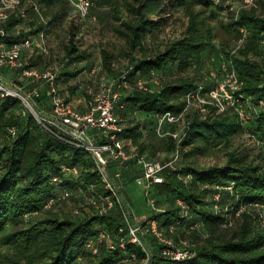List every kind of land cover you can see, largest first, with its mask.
Wrapping results in <instances>:
<instances>
[{
    "label": "trees",
    "instance_id": "1",
    "mask_svg": "<svg viewBox=\"0 0 264 264\" xmlns=\"http://www.w3.org/2000/svg\"><path fill=\"white\" fill-rule=\"evenodd\" d=\"M224 1L92 0L91 13L106 4L115 11L114 18L121 20L117 32L126 41L130 60L124 69L114 73L111 53L102 50L100 71H92L95 64L90 69L100 76L98 86L82 85L80 80L71 82L85 66L75 68L90 55L77 48L73 29L66 46L67 57L62 62L41 67L39 64L47 54L29 55L24 51V56L41 71L58 67L55 84L66 102L71 101L64 93L65 84L72 92L82 88L91 101L92 91L97 92L102 83L125 73L128 85L115 88L119 93L115 114L123 125L121 138L127 147L147 158H150L148 150L154 153L156 147L143 142L145 131L159 136L160 116L185 111L187 127L179 144L168 133L179 131L180 125L165 122L162 126L168 132L159 136L166 140L163 150L173 153L179 148L180 158L173 168L163 172L164 181L150 189L151 197L163 211L149 208L152 214L147 220L157 219L163 235L174 242L171 248L185 247L182 241H187L191 256L183 261L165 257L162 251L167 245L151 232L141 234V238L145 241H148L146 236L152 238L156 246L152 252L129 241L127 230L119 231L125 226V208L121 201L105 213L87 202L109 193L90 152L79 147L70 136L61 134L55 126L40 123L20 99L0 96V264H140L143 261L148 264H264V164L239 150L228 151L224 164L199 166L196 160L245 131L264 143V46L261 44L264 0H258L256 7H242L238 13L227 10L230 6H223ZM35 2L39 11L30 5L25 16L16 13L10 16L4 42H20L42 30L49 39L47 10L58 9L52 13L55 18L67 15L72 8L66 0ZM124 6L131 14L129 19H123L118 10ZM165 6L184 8L188 23L179 37L153 48L146 43L149 31L159 24L152 16L160 15ZM198 6L212 8L216 14L226 11L220 24L225 27L228 38H234L231 47L216 41L214 26ZM22 24L24 27L18 29ZM242 29L247 31V36L239 45ZM229 61L239 79L237 92L248 98L249 103L244 106L249 119L241 118L235 107L219 111L214 105L205 104V111L198 107L185 110L187 93L201 87L204 95L213 89L223 78L222 67ZM72 63L74 69L68 70ZM140 82L147 88L140 87ZM42 101L50 103L46 90L38 98V102ZM139 111L148 117L150 125L131 120ZM12 128L15 134L10 131ZM182 159L193 163L179 167ZM131 162L138 165L136 158L129 165ZM64 166H77L79 174L63 172ZM65 189L70 191V196L63 199L61 193ZM53 196L55 202L45 206ZM71 199L76 201L71 215L62 216L54 211ZM160 199L171 201L174 206L166 207ZM178 199L188 205L187 216H182ZM175 221L180 223L171 229ZM101 231L107 236L100 238ZM122 237L125 248L119 245ZM91 240L96 251L87 246Z\"/></svg>",
    "mask_w": 264,
    "mask_h": 264
},
{
    "label": "built area",
    "instance_id": "2",
    "mask_svg": "<svg viewBox=\"0 0 264 264\" xmlns=\"http://www.w3.org/2000/svg\"><path fill=\"white\" fill-rule=\"evenodd\" d=\"M69 5L82 16H86L91 8L92 0H66ZM218 1V0H217ZM239 4L236 5L235 11H238L242 7L250 8L256 7L258 0H238ZM33 5L34 8L39 11L38 5L35 0H0V96L1 97H15L20 99L26 108L34 116L37 117L40 123L45 126L51 125L58 128L61 134L68 135L72 141L79 147L89 151L93 157L95 164L100 171L104 186L109 192L106 196H100L99 198L89 199L88 204L97 208L100 213H105L112 207H115L116 203H120V199L117 192V186L115 182L108 176L107 168L113 164L117 168L125 169L129 162L136 158L137 164L140 167V175L136 177V181L140 185H144L147 190V204L152 211L160 212L162 208L156 205L155 199L151 197L150 189L155 185L164 181L163 172L168 168H173L180 158V151L177 148L168 158L163 159H151L147 158L144 154H137L134 149L127 147L126 142L121 138L123 132V125L120 122L119 117L115 114V103L119 99V93L115 91L116 87L127 86L126 74H121L118 78L113 79L109 83H102L97 92H93V99L86 112L79 110L71 102H66L64 98L59 94L55 80L57 77L58 67H50L46 70H39L36 66H33L29 57L24 56V51H28V54H34L37 52L48 53L47 48V34L44 30L38 33L35 37L29 36L23 41L7 44L4 42V38L8 32L6 30L7 22L10 16L14 13L21 16L26 15V7ZM41 19L45 20L42 14ZM243 37L239 40V45L243 43L244 38L247 36V31L242 29ZM261 44L264 46V37L261 40ZM100 65H95L93 72L100 71ZM224 72L223 78H221L213 89L206 94L202 95V88L191 90L186 95V108L188 110L193 107L201 108L205 111L204 105H214L219 111L226 110L227 107H235L237 113L241 118L248 120L249 113L245 111L244 104H248V98L237 90L240 88L237 72L231 65V61L224 64L222 67ZM213 77H216V73H212ZM20 81L25 83L24 86L15 87L16 83L12 81ZM140 87L147 88L143 82L139 83ZM28 89V93H24L21 89ZM46 90V94L49 97V102L52 110V116L50 118L41 117L36 113L33 105V100L38 103V98L42 95V92ZM246 103H244V102ZM184 112L175 114L172 112H166L159 118L157 127V133L163 137L167 133L162 130V126L165 122L178 123L180 130L176 132H169L168 134L175 138L180 143L182 134H184L187 127L184 122ZM49 119V120H48ZM15 134V128L10 129ZM61 135V136H63ZM179 146V145H178ZM63 172L68 174H79V168L63 167ZM115 176L120 177L121 172H117ZM54 180H58L55 178ZM70 196L69 190H64L61 193L63 199ZM219 195L216 194L215 198L218 199ZM56 198L51 197L45 206L51 205L55 202ZM81 204V203H80ZM177 204L181 209L182 216H187L188 205L182 200L178 199ZM82 205V204H81ZM180 222L175 221L170 227L175 229L176 225ZM127 230V236L129 241L137 244L143 250L146 251V246L141 234L146 232L153 233L161 242L167 247L162 251V254L173 260L183 261L191 256L189 251V244L187 241H182L185 247H179L173 249L170 246L174 245V242L166 238L158 226L156 218H150L143 225L133 224L130 218L125 212V226L119 229L120 232ZM100 238L107 236L105 231L99 233ZM94 242L91 240L87 246L95 247ZM109 245L114 246L110 242ZM119 245L122 248L126 247V241L122 237ZM96 251V248L93 249ZM140 264H148L147 261H143Z\"/></svg>",
    "mask_w": 264,
    "mask_h": 264
},
{
    "label": "rangeland",
    "instance_id": "3",
    "mask_svg": "<svg viewBox=\"0 0 264 264\" xmlns=\"http://www.w3.org/2000/svg\"><path fill=\"white\" fill-rule=\"evenodd\" d=\"M239 4L238 0H226L223 3V6L228 7L227 10H235L236 5ZM68 8V6H67ZM197 9H203L202 12L205 17L211 22V24L215 28L216 32V41H220L228 47H231L234 41L233 37H229L226 32L225 27L221 26L222 16H225L226 11L219 12L216 14V11H212V8L204 9L202 6H198ZM69 13L65 16L53 17L52 13L58 11V9L47 10L46 17L50 20L49 25V39L47 41L48 53L45 59L42 58V62L39 64L42 66L53 65L59 62L66 60V46L70 43V30L73 29L74 41L77 45V48L80 50H84L89 53V57L78 64V67L75 69H80V67L85 66L83 70H81L76 77L72 79L71 82L75 84L76 81L80 80L82 85L94 84L99 85L98 78L100 76H96L90 72L92 65L103 64V54L102 50H107L112 55V67L114 73L124 69L128 63L129 58L127 57V44L124 38L118 34L117 29L120 27L121 20L114 18L113 9L109 5H104L102 7H97L98 10L95 13L89 12L86 16H82L74 9L70 8ZM118 10L121 11V16L123 19L131 18V14L126 11L125 6L120 7ZM215 14V15H214ZM153 19L158 20V26L155 29L149 31V34L146 38V43H148L153 48H159L164 46L166 43L176 39L181 35V33L185 30L188 23V15L186 10L182 7H162V11L160 15L152 16ZM24 25H19L17 28L22 29ZM39 60V59H38ZM41 61V58H40ZM46 61V62H45ZM49 65V66H50ZM67 69H74V63L70 64ZM170 70H173L170 67ZM193 71H189L188 75H190ZM12 83H16L15 87H21L20 81L13 80ZM28 89H21L22 92L28 93ZM74 92L70 90L68 84L64 86V93L67 95L71 101V104L76 106L79 110L86 112L88 107L90 106L91 101L87 97L86 92L79 89V91ZM33 105L35 107L36 113L41 117L50 118L52 116V110L50 103L38 102L35 104L33 100ZM36 117V116H35ZM37 118V117H36ZM134 119V120H133ZM148 117L142 113L138 112L137 117L134 116L131 118L132 121L139 120L141 122H145L146 125H150L148 122ZM38 120V119H37ZM49 120V119H48ZM130 120V119H129ZM39 121V120H38ZM143 142L150 146H155V152L152 153L148 150L147 155L152 159H161L168 158L171 151H164L163 149L166 147V140H163L161 137L154 135L151 131H145V135L142 137ZM186 148L185 150H188ZM230 150H239L240 153H248L249 158L255 161H261L264 164V143L263 141H258L256 138L252 137L249 132H243L242 134H237L232 136V138L227 142H222L217 147H214L213 151L208 155H199L196 160L199 166H208L212 164H224L226 161V153ZM193 162L184 161L183 159L179 162L178 166H183L185 164H192ZM116 166H110L107 168L108 176L115 182L117 186V192L119 199L122 203V206L125 208V212L127 216L130 218L131 222L136 225H141L142 222L149 218L151 211H148L147 208V190L144 185L143 191H140V194L137 190L133 188L132 192H134L135 199H129L122 197L121 195V186L124 183H133L140 185L134 176H139L140 167L131 162L125 169L115 168ZM122 172L120 177L115 176L117 172ZM136 191V192H135ZM142 192L146 196V201H144L142 207H137L136 199L137 196H142ZM135 200V201H134ZM145 200V199H144ZM68 201L62 208H55V212L61 214L62 216L66 214H72L73 206L76 201L74 199L66 200ZM161 203L165 204L166 207L174 206L171 201H166L160 199ZM133 207V208H132ZM249 213L254 214L253 211H249ZM152 214V213H151ZM255 215V214H254ZM228 218H230L227 214ZM141 218V219H140ZM264 219V217H263ZM231 221V220H230ZM264 222V221H263ZM145 235V234H144ZM148 241H144L146 246V250L148 252H152L156 249L152 238L146 236ZM3 251H7L6 248H2ZM2 251V250H0Z\"/></svg>",
    "mask_w": 264,
    "mask_h": 264
},
{
    "label": "crops",
    "instance_id": "4",
    "mask_svg": "<svg viewBox=\"0 0 264 264\" xmlns=\"http://www.w3.org/2000/svg\"><path fill=\"white\" fill-rule=\"evenodd\" d=\"M161 159H163V158H161ZM116 168V167H115ZM133 188L135 189V190H137L138 192H139V194H140V191H139V189L141 190V191H143V187L141 186V185H138V184H136L135 182H133V183H125V184H123L122 186H121V195H122V197H125V198H127V200H129V199H135L136 197H134V192H132V190H133ZM136 192V191H135ZM138 198L136 199V204H137V207H139L140 208V206L142 207V205H143V203H144V201H146V196H145V194L142 192V196L140 197V196H137ZM145 199V200H144ZM135 201V200H134ZM147 203V202H146ZM148 205V204H147ZM133 208V207H132ZM147 208H148V211H150V207L149 206H147ZM141 219V218H140Z\"/></svg>",
    "mask_w": 264,
    "mask_h": 264
}]
</instances>
